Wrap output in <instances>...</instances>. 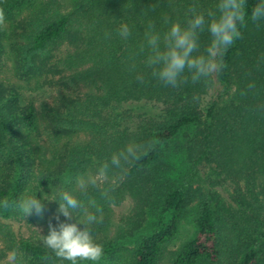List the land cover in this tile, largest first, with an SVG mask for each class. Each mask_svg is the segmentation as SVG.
I'll return each mask as SVG.
<instances>
[{"label": "trees", "instance_id": "1", "mask_svg": "<svg viewBox=\"0 0 264 264\" xmlns=\"http://www.w3.org/2000/svg\"><path fill=\"white\" fill-rule=\"evenodd\" d=\"M69 1L61 11L58 0L38 6L34 0H0L9 25V32L5 25L0 28V61L4 43L10 42L15 77L29 82L62 74L64 85L100 91L82 100L63 97L57 105H41L38 112L32 104H21L17 89L0 83V199L55 196L71 187L78 171L116 148L150 139L155 150L130 169L114 193L117 204L126 195L135 200L114 236L108 235L111 208L101 201L104 222L91 226L96 242L104 246L99 264H159L190 208L194 234L172 253L170 264H264V63L258 64L264 55V22H248L241 29L242 39L224 56L227 67L210 85L189 82L174 89L154 79L137 82L127 70V58L143 42L149 20L164 30L165 17L183 21L192 3L207 9L216 0ZM257 2L247 0V11ZM29 7L32 15L16 21V13ZM123 23L132 29L127 41L118 34ZM209 39L202 34V46ZM64 40L73 51L54 60L52 51ZM215 82L222 92L210 101ZM253 82L256 88L249 91ZM135 103L161 109L136 116L130 125L126 106ZM203 162L214 164L234 185L235 211L225 208L214 192L192 187L194 167ZM43 203V218L27 220H48V232L49 222L57 224L58 202ZM14 216L0 211L2 219ZM4 234L9 250L18 248L31 264H39L45 251L40 239L15 241Z\"/></svg>", "mask_w": 264, "mask_h": 264}, {"label": "clouds", "instance_id": "2", "mask_svg": "<svg viewBox=\"0 0 264 264\" xmlns=\"http://www.w3.org/2000/svg\"><path fill=\"white\" fill-rule=\"evenodd\" d=\"M149 11H154L153 6ZM248 22L257 26L264 22V0H258L250 12L247 11V0H216L207 9L192 3L183 21L165 17L167 27L164 30H158L149 20L143 32V42L127 58V70L134 73L135 80L141 84L154 79L174 89L189 82L210 85L212 79L227 67L224 56L237 40L242 39L241 29ZM4 25L5 13L0 8V28ZM204 33L210 39L202 46ZM118 34L127 41L132 29L123 23ZM141 56L142 61L139 60ZM259 63H264V55ZM255 88L254 82L247 85L249 91ZM155 148L150 139L128 141L93 167L78 171L69 181L71 187L59 189L55 196L52 192L42 199H38L35 193L18 199L3 198L0 199V211L18 215L26 221L33 215L43 218L44 200L58 202L54 216L57 224L49 222L47 235H41L38 230L39 243L45 250L39 257V264H99L104 256V246L96 242L91 226L104 222L101 201L109 208L116 207L114 193L119 182L128 176L131 168L139 167ZM61 216L74 222H63ZM24 255L20 249L12 248L6 252L4 264H25Z\"/></svg>", "mask_w": 264, "mask_h": 264}, {"label": "rangeland", "instance_id": "3", "mask_svg": "<svg viewBox=\"0 0 264 264\" xmlns=\"http://www.w3.org/2000/svg\"><path fill=\"white\" fill-rule=\"evenodd\" d=\"M47 0H34L35 6H38L41 2ZM60 2V10L65 11L69 6V0H58ZM32 7L27 8L23 12H17L15 15L16 21H24V19L30 17ZM7 32H9V25H5ZM74 46L69 40H64L52 51L54 60L64 57L67 53L73 51ZM62 74L48 75L46 79L40 78L38 80H31L29 82L22 81L15 77L13 73L12 52L10 48V42H5L3 46L2 57L0 61V83L3 85L13 86L19 93V100L22 105L32 104L39 112L41 105L47 104L50 106L57 105L59 99L65 97L73 100L86 99L88 96L99 95L100 91L90 86H67L62 83L60 77ZM222 92V87L218 82H215L210 92L208 100H214ZM131 109L130 121L128 124L132 125L136 122V116L138 115H154L160 112L161 107L152 103H140L131 104L126 106ZM81 139H88L85 134L79 135ZM173 162V161H172ZM42 167H39L40 170ZM194 182L193 188H199L202 193L214 192L224 204L223 206L231 211H235L237 208L236 193L232 182L229 179L219 175L215 171L214 164L201 163L194 167ZM260 188H257L259 190ZM261 190V189H260ZM135 203L134 198L131 195H126L123 201L117 204L116 207L111 208V220L110 227L108 229V235L114 236L118 228L120 227L122 220L125 219L133 209ZM194 204V203H192ZM192 208L189 209L188 215L180 222L179 231L176 239L173 243L167 247L164 254L161 257L159 264H170L172 253L180 246L182 242L190 238L195 231L192 222ZM48 220H38L35 222L24 221L19 216L10 217L8 219L0 218V230L6 232L15 241L22 239H40L41 235H47L46 223ZM71 223V222H69ZM3 232L0 231V264H4L5 254L9 250L5 244V238ZM124 246L127 248L131 246L129 243L124 242ZM25 264H31V261L24 257Z\"/></svg>", "mask_w": 264, "mask_h": 264}]
</instances>
